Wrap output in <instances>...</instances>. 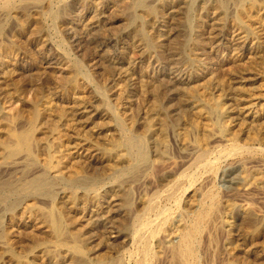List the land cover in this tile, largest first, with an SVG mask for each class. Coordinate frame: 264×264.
Listing matches in <instances>:
<instances>
[{"label": "bare ground", "instance_id": "obj_1", "mask_svg": "<svg viewBox=\"0 0 264 264\" xmlns=\"http://www.w3.org/2000/svg\"><path fill=\"white\" fill-rule=\"evenodd\" d=\"M0 264H264V0H0Z\"/></svg>", "mask_w": 264, "mask_h": 264}, {"label": "rangeland", "instance_id": "obj_2", "mask_svg": "<svg viewBox=\"0 0 264 264\" xmlns=\"http://www.w3.org/2000/svg\"><path fill=\"white\" fill-rule=\"evenodd\" d=\"M107 19L106 20H111L109 18H111V13H107ZM176 21L175 20H168V23H167V33L168 34H181L182 31H180V29H178L176 26ZM173 26V28H172ZM172 28V30H171ZM176 28V29H175ZM174 29V31H173ZM172 31V32H171ZM158 33V34H157ZM156 37L157 38H161L160 40V44L157 46V48L149 51V52H144V53H140V52H137V51H133L132 52H129L130 56L133 57V60L134 62H137L136 63V69H137V72H140V73H145L146 75L148 76H153V79L156 80V77L162 73H166L168 70H169V66H170V60L166 57H164L163 55V49L165 47V36H160L159 32L157 31L155 33ZM166 34V33H165ZM166 34V37L167 35ZM59 39L57 37V40L61 41L62 44H63V48H65L68 52L71 53V56L77 60H80V63L87 69H89V65H90V61L88 58H86V54H89V53H92L93 52V48L87 44L86 40L84 39H87V37L85 35H83V33L81 31H78V34L75 36V37H70L69 35H67L66 33H61L59 34ZM158 35V36H157ZM71 39V40H70ZM65 40V41H64ZM79 41V42H78ZM84 41L86 43H84ZM65 42V43H64ZM67 42V43H66ZM78 43V44H77ZM87 46V47H86ZM81 47V48H80ZM79 49V50H78ZM84 49H88V50H84ZM90 49V50H89ZM77 51V52H76ZM83 51V52H82ZM82 52V53H81ZM86 54H85V53ZM88 52V53H87ZM136 52V53H135ZM79 53V54H78ZM135 53V54H134ZM141 55H140V54ZM81 54V55H80ZM85 54V56H84ZM139 54V55H137ZM136 55V56H135ZM80 57V58H79ZM140 57V59H139ZM82 60V62H81ZM85 60V61H84ZM141 63V64H140ZM87 66H85V65ZM139 64V65H138ZM147 67V68H146ZM146 70V71H145ZM148 71V73H147ZM154 71V72H153ZM153 75H152V74ZM109 74V71L107 72V75ZM26 77H29L30 73H27V74H24ZM106 75V76H107ZM98 78V79H97ZM101 77L99 76H96L94 77L95 79V83L96 85L98 86H101L100 83H101ZM97 81V82H96ZM98 86V87H99ZM102 87V86H101ZM108 94L110 93L109 90L107 91V89H104ZM160 97V96H159ZM176 133L172 132V131H169L168 129L165 131V138H166V146L168 148V157H170L171 160H175L177 162H180L182 161L183 159H185V152L183 151L180 143H179V140H178V136ZM183 151V152H182ZM185 154V155H184ZM230 168L228 167H225L222 171V173H220L219 177H218V183L220 185V187L223 189V190H230V187L232 188V182H231V173H232V170H229ZM229 170V171H228ZM228 174V175H227ZM227 175V176H226ZM229 176V177H228ZM229 180V181H228ZM229 239H228V238ZM227 237H221L219 239V242H218V250H219V247H220V250L221 252H223L222 250H227L229 249L233 243H235L234 241V237H231L230 235L227 236ZM223 239V240H222ZM226 240V241H225ZM221 243V244H220ZM221 246H220V245ZM228 245V246H227ZM223 246V248H221ZM231 249V248H230ZM220 252V253H221ZM234 259V256L231 255ZM229 257L228 258V261H232L233 259H231L232 257Z\"/></svg>", "mask_w": 264, "mask_h": 264}]
</instances>
